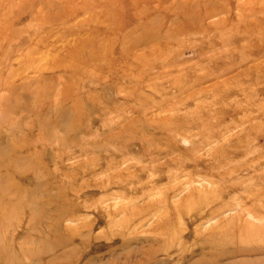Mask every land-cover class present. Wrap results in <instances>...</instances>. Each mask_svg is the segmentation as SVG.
<instances>
[{
	"label": "rangeland",
	"instance_id": "374dc122",
	"mask_svg": "<svg viewBox=\"0 0 264 264\" xmlns=\"http://www.w3.org/2000/svg\"><path fill=\"white\" fill-rule=\"evenodd\" d=\"M0 84V264H264V0H0Z\"/></svg>",
	"mask_w": 264,
	"mask_h": 264
},
{
	"label": "bare ground",
	"instance_id": "6f19581e",
	"mask_svg": "<svg viewBox=\"0 0 264 264\" xmlns=\"http://www.w3.org/2000/svg\"><path fill=\"white\" fill-rule=\"evenodd\" d=\"M208 15H210V12H206L203 16H197V18L198 19L207 18ZM189 16H190V18H193L192 14H190ZM189 16H188V18H189ZM93 57H94V59H93ZM95 58L97 59L96 55L93 56V53L89 54L88 57H80L79 58V50H78L76 53H71L69 55V61L72 62V65H66V67L71 68L73 70V72H76V71H78V69H77L76 65H74V63L79 64V62H82V63H84L83 66L93 65V60H95ZM54 68H55V66H54ZM71 85H72L71 79L67 78V82L65 83L66 89H65V91H63V93L61 95V100L70 102V105L74 109L75 114H76L75 120H80L81 117H80L79 112H81L82 103H81L80 99L78 98L79 90L70 87ZM0 110H2V109H0ZM39 115L40 114H38V116ZM34 122H36V121L34 120ZM41 122H42L41 126L47 127V128L49 127V125H48L49 123L45 122V119L41 120ZM36 125H38V123H36ZM7 129H9V128H7ZM7 132H8V130H7ZM0 143L2 144V140L0 141ZM1 144H0V146H2ZM30 149H31V146L29 144H27L23 139H21L19 142H16V144L9 143L5 147H0V203L4 206L5 210H6V207H8L9 210H12L13 201H15L14 198L23 200V199H25V197H27L30 194V193L25 194L20 189H18V192L21 194H16L14 197V194H15L14 193V188H15L14 186L16 185L15 179H17V178H15L16 173L19 170L22 171L24 169L30 174H35L33 167L30 163V158L28 159V153H29ZM17 175H19V174H17ZM5 182H6V184H4ZM23 208H25V206H22V209ZM62 208H63V215L67 214L69 216V218L71 219L73 217L72 216L73 211L71 212V211L67 210L63 205H61V207L59 206L57 212H60L62 210ZM213 246H214V244H213ZM215 249H216V251L211 253L212 254L211 257L212 256L213 257L212 258L210 257L206 264H218L223 260L224 252L219 251L218 250L219 248L217 245H215V247L212 250H215ZM156 252H157V250H156ZM115 254H116L115 251H111L110 255L114 256ZM122 254H123L124 260H125L123 262V264H126V262H128L130 260V254L131 253L128 251L127 253L124 252ZM116 260H118V258ZM112 263H114V262L112 261L108 264H112ZM135 264H137V263H135Z\"/></svg>",
	"mask_w": 264,
	"mask_h": 264
}]
</instances>
